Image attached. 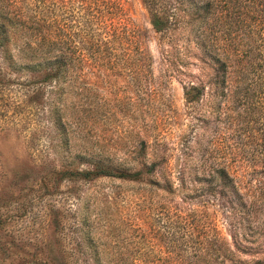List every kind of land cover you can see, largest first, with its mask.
<instances>
[{
  "label": "rangeland",
  "instance_id": "obj_1",
  "mask_svg": "<svg viewBox=\"0 0 264 264\" xmlns=\"http://www.w3.org/2000/svg\"><path fill=\"white\" fill-rule=\"evenodd\" d=\"M121 2L143 33L149 71L138 79L87 75L74 89L66 82L60 109L68 144L26 101L35 87L26 75L8 81L0 73V264H91L89 231L105 259L125 261L111 264H192L199 254L211 256L204 264H264V95L240 88L250 84L240 73L246 60L233 59L218 85L200 40L214 39L223 59L231 54L220 22L202 36L181 25L158 34L142 0ZM47 3L0 0V23L15 19L19 44L29 18H53ZM0 67L6 74L3 60ZM188 84L205 87L196 103L184 98ZM98 146L134 169L157 163L174 189L109 178L51 186L47 160L76 159ZM221 169L236 193L218 185Z\"/></svg>",
  "mask_w": 264,
  "mask_h": 264
},
{
  "label": "trees",
  "instance_id": "obj_2",
  "mask_svg": "<svg viewBox=\"0 0 264 264\" xmlns=\"http://www.w3.org/2000/svg\"><path fill=\"white\" fill-rule=\"evenodd\" d=\"M46 2V7L54 11L53 18L49 20L44 15L38 19L29 18L27 26L22 24L19 44L16 42L18 24L15 19L6 17L0 23V60L7 65L6 74L1 67L0 73L8 77V81L12 78L11 74L26 75V86H35L33 99L26 101L41 111V122L51 123L61 143L66 145L70 138L68 123L62 118L60 109L64 84L69 81L66 88L74 89L73 84L87 75L98 78L127 73L138 79L149 71L151 58L142 44L143 33L130 21L121 0H41L42 7ZM142 2L150 25L158 34H167L181 25L194 27L193 30L199 31L202 36L201 29L205 33L204 27L220 22V30L228 40L226 45L231 47V54L222 52L223 59L214 45V39L202 36L200 40L204 56L216 64L212 68L216 84L227 82L226 73L231 70V61L240 57L246 60L240 73L250 79V84L240 88L246 91L248 86L253 85L254 91L259 90L264 95V0ZM80 85L84 84L81 82ZM85 86L89 87V84ZM204 91L205 87L201 85L183 86L188 103L198 102ZM76 157L47 160L46 175L53 188H60L63 183H90L109 178L143 183L170 193L174 189L169 176L156 173L158 165L155 162L147 164L140 161L139 167L134 169L116 161L115 156L106 154L101 146L86 149L83 155ZM214 177L219 181L218 185L236 193L234 179L224 169L217 171ZM178 180L183 185V179L178 177ZM90 234V231L85 233V241L93 252L87 257L91 264L123 261L121 256L105 259L95 249L96 242L89 237ZM209 258L211 256L199 254L191 262L204 264ZM217 258L218 255L215 260ZM221 258L225 259L223 255Z\"/></svg>",
  "mask_w": 264,
  "mask_h": 264
}]
</instances>
